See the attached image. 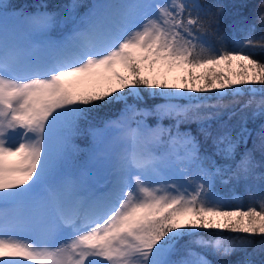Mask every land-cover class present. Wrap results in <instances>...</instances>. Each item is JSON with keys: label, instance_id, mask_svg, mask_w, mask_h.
<instances>
[{"label": "snow or ice", "instance_id": "obj_1", "mask_svg": "<svg viewBox=\"0 0 264 264\" xmlns=\"http://www.w3.org/2000/svg\"><path fill=\"white\" fill-rule=\"evenodd\" d=\"M13 7L0 0V264H212L208 250L227 257L236 241L205 230L244 234L241 244L264 238V196L232 203L242 198L215 188L218 177L248 179L264 166L255 159L257 146L264 158L255 25L229 46L208 39L223 9L200 0ZM257 19L264 24V11ZM142 90L166 102L142 107ZM193 93L217 103H171ZM114 102L123 103L116 119L86 126L92 109ZM248 109L262 118L257 128L247 115L231 123ZM191 124L195 132L181 127ZM81 134L91 137L88 164L109 169L102 190L76 168Z\"/></svg>", "mask_w": 264, "mask_h": 264}, {"label": "trees", "instance_id": "obj_2", "mask_svg": "<svg viewBox=\"0 0 264 264\" xmlns=\"http://www.w3.org/2000/svg\"><path fill=\"white\" fill-rule=\"evenodd\" d=\"M7 4H11L14 7L9 9L12 13H18L19 11L31 12L35 10L39 5L45 4L50 11L63 12L65 6L69 5L72 0H5ZM200 2L205 6L211 8L212 13H217L218 8H222L223 11L219 13L216 17L218 24H214L213 28L216 30L215 35H210L208 39L212 42H217V36H222L224 42L231 46L234 40L242 39L250 25H255L254 35L259 38L264 35V24H262L258 19V15L264 11L261 7L262 0H200ZM258 56L260 59L264 60V51L258 50ZM258 87V86H257ZM211 93H208L209 95ZM250 93L245 90V94L236 97L241 102L248 99ZM206 95V94H205ZM206 95V96H207ZM141 96L143 99L140 101L142 107H151L155 105L160 98L148 95V90H142ZM257 99L260 97V92L256 93ZM233 97L227 95L224 97V102L227 103L231 101ZM131 102V101H130ZM205 104H215L217 103L216 97L213 94L209 97ZM123 107L122 102H114L108 105L97 106L92 109L89 113V118L86 126H98L106 120H110L113 117L120 115V110ZM237 108L239 105L236 106ZM240 115H247L249 117L248 126L252 129L257 128L262 122V118H252L251 109L246 110L244 113H238L236 117H233L231 123H236ZM227 117H224L226 119ZM213 128L216 127L217 122L213 121ZM183 128L190 127L194 132L196 131L197 125H182ZM76 141H81V144L89 145L91 143L90 136L85 138L83 134L76 138ZM202 151L211 152L210 141L204 143L203 137H201ZM252 140L248 142V148H252ZM243 147L241 148V151ZM239 157L237 156V159ZM255 159L258 164L264 165V158L261 156L259 147L255 150ZM216 162L219 164H224L219 157L215 158ZM230 164L234 165V161H230ZM224 178H217L215 181L216 191L225 198L239 197L241 200H232V203L242 202L245 205L249 203L256 204L261 196H264V166L257 167L254 174L248 179L229 180L227 184L222 182ZM204 235L211 238L213 236H222L228 240L236 241V251L227 257H219L212 254L211 250L206 253L208 259L212 261V264H242L246 259H250L252 264H264V238L260 236L248 237L251 241L250 243L241 244L239 238L244 234L230 233L227 231L217 233L215 230H205ZM187 239V237H185Z\"/></svg>", "mask_w": 264, "mask_h": 264}, {"label": "rangeland", "instance_id": "obj_3", "mask_svg": "<svg viewBox=\"0 0 264 264\" xmlns=\"http://www.w3.org/2000/svg\"><path fill=\"white\" fill-rule=\"evenodd\" d=\"M3 3H6V1L3 0ZM191 95L194 97V99H192L191 101H189V99L187 97H177V98H174L173 100H171V103L179 104V105H186V104H189V103L196 104V103H200L201 102V99L200 98H204L203 99V102H206L209 99V97L211 96V94H209V95L206 94L207 95L206 96L205 93H193ZM159 98H160V100L156 104H163V103L166 102L164 100V98H162V97H159ZM118 116L119 115L115 116L112 119H116ZM147 119H148V123H150V124L151 123H154V118L153 117H148ZM168 123H169L168 120H165L164 121V124L165 125H167ZM98 126H100V125H98ZM90 141H91V137H90ZM76 143L79 145V148H83L84 147V145L80 144L79 142H76ZM90 147H91V145H90ZM89 150L86 151L85 153L81 154L79 156V160L76 158V162H75L76 163V168L77 169H80L83 166V168L86 170V173L92 168V165L88 164V153H89ZM68 170L69 171H74V169L72 167H69ZM93 178H95V174L94 173H93ZM167 178H168L169 182H172V180L176 179L177 176H175V175H169Z\"/></svg>", "mask_w": 264, "mask_h": 264}, {"label": "bare ground", "instance_id": "obj_4", "mask_svg": "<svg viewBox=\"0 0 264 264\" xmlns=\"http://www.w3.org/2000/svg\"><path fill=\"white\" fill-rule=\"evenodd\" d=\"M108 172L109 169L107 164H105L103 168L99 165H92V168L84 175L83 179L85 180L86 185H92L95 188L102 190L107 183ZM93 173L95 174V178H93Z\"/></svg>", "mask_w": 264, "mask_h": 264}]
</instances>
